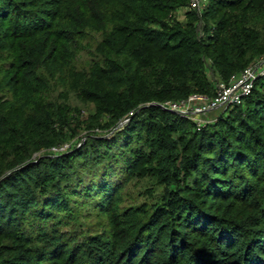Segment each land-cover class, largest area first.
I'll list each match as a JSON object with an SVG mask.
<instances>
[{"label":"trees","instance_id":"16d2710c","mask_svg":"<svg viewBox=\"0 0 264 264\" xmlns=\"http://www.w3.org/2000/svg\"><path fill=\"white\" fill-rule=\"evenodd\" d=\"M262 56L264 0H0V264H264V74L198 129L157 105Z\"/></svg>","mask_w":264,"mask_h":264},{"label":"built area","instance_id":"2783aa9c","mask_svg":"<svg viewBox=\"0 0 264 264\" xmlns=\"http://www.w3.org/2000/svg\"><path fill=\"white\" fill-rule=\"evenodd\" d=\"M207 1L188 0V8L199 11ZM263 74L264 56L251 62L238 73L230 75L225 81L217 80L214 83V94L210 97L201 94H191L179 102H163L157 105L168 111L182 115L193 122L195 129H198L200 125L207 122L200 119V115L210 110H223L241 105L244 99L250 94L256 78ZM125 120L120 123H124ZM58 148H51V150L56 152Z\"/></svg>","mask_w":264,"mask_h":264},{"label":"rangeland","instance_id":"374dc122","mask_svg":"<svg viewBox=\"0 0 264 264\" xmlns=\"http://www.w3.org/2000/svg\"><path fill=\"white\" fill-rule=\"evenodd\" d=\"M186 7L185 8H181V9H177L175 11L172 12V15L174 14L176 16V18L178 19V21L180 23H185L187 20L185 18L182 17L181 13L183 11H186ZM201 25H203V22L198 20L196 23L195 28H197V32L198 34H200V28ZM91 43V42H89ZM89 43H84L85 46V52H84V57H87L90 53H92V47L90 46ZM207 71V76L210 78L211 82L215 80V75L210 72L208 69H206ZM216 82V81H215ZM214 82V83H215ZM59 92V91H58ZM68 102L70 104H77L79 105L80 108V112L85 114L86 112H89L92 110L91 105H86V104H81L78 103L77 100L74 98V96H72V93H68ZM219 110H210L209 112H206L205 114L200 115V119H202L203 121H210L212 119H214V117L219 113ZM193 124V122H192ZM111 133H105V135H103L105 138L109 137ZM79 144L83 142L84 137H81L79 139ZM68 149L67 146H62L60 148H58V150H56V153H63L66 152V150ZM51 152V151H50ZM34 157H38L40 155H42V151L41 152H37L34 153ZM149 186L148 183L146 182H139L138 184H134L133 187H129L126 189V191H124V193L121 196V201L122 203L120 205H126L129 202H132L131 200H129L128 196L131 195L132 198L135 197L134 194H136L139 191L142 190V188ZM81 201H83L82 199H79ZM134 200V198H133ZM79 203V202H78ZM79 210L81 211V217H79V223L78 226L81 227L82 229H87L90 233H96L98 231H102L104 229V217L102 215H100L99 217L97 216L96 213H94V211L91 209V207L89 206L88 203L85 204V202L83 201V204L79 206ZM86 213V214H84Z\"/></svg>","mask_w":264,"mask_h":264}]
</instances>
